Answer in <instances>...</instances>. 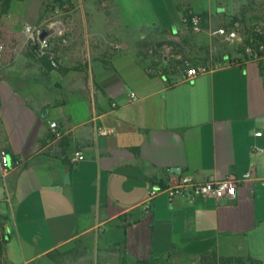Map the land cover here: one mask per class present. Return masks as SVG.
I'll return each instance as SVG.
<instances>
[{
  "label": "crops",
  "instance_id": "obj_1",
  "mask_svg": "<svg viewBox=\"0 0 264 264\" xmlns=\"http://www.w3.org/2000/svg\"><path fill=\"white\" fill-rule=\"evenodd\" d=\"M66 1L77 21L61 28L79 32L61 39L54 69L24 45L0 69V153L9 164L0 165L2 264H61L58 252L98 241L124 263L184 255L264 264V54L231 50L178 71L163 56L193 29L186 13L237 31L243 10L264 0ZM33 4L39 11L41 0ZM201 65L206 73L183 80ZM246 172L232 198L149 201L152 187L182 175L205 182Z\"/></svg>",
  "mask_w": 264,
  "mask_h": 264
},
{
  "label": "rangeland",
  "instance_id": "obj_2",
  "mask_svg": "<svg viewBox=\"0 0 264 264\" xmlns=\"http://www.w3.org/2000/svg\"><path fill=\"white\" fill-rule=\"evenodd\" d=\"M36 1L33 0L35 3ZM28 2L29 0H13L6 14H1L2 7L0 4V69L2 66L15 64V51L21 45H24L25 48L30 50V54L37 55L38 58L49 56L51 59L58 57L55 48H59L60 51L62 48L65 49L63 46L66 45H62V38L68 37L71 33L78 35L79 30L76 28L69 30L61 28L62 24L77 21L73 8L66 0H41L39 11H37L35 4H33V7L26 5ZM237 20L239 26L237 35L240 41L225 42L222 38L212 35L214 30L200 24L198 29H192L187 34L186 39L182 40L179 45L173 46L169 53V66L178 71L189 59L206 61L210 57L216 58V56L229 53L231 50L244 52L247 47L258 50L261 46H264V4L252 7L248 5L242 14L237 17ZM26 25L32 26L35 32L40 34L34 41L26 39L23 32ZM60 28L61 35L52 34L53 31H59ZM204 30L210 36L202 37L200 33ZM43 34L44 36L41 38ZM80 43H83L82 40ZM79 45L76 43L77 48ZM80 48L84 49L85 47L81 44ZM90 49L93 52L99 49V45L92 42ZM150 51L154 56V52L158 50ZM261 52L264 54V49ZM65 56L67 57L66 54ZM158 58L154 57V60H156L154 62H158ZM75 64L82 67L84 63L77 60ZM2 211L7 212L8 207L5 202L0 201V214L3 213ZM56 256L61 264H133L124 263L120 260L115 252H111L109 247H105L103 241H98L87 249L79 243H75L72 247L58 252ZM148 264L205 263L184 255H176L171 258L151 259Z\"/></svg>",
  "mask_w": 264,
  "mask_h": 264
},
{
  "label": "built area",
  "instance_id": "obj_3",
  "mask_svg": "<svg viewBox=\"0 0 264 264\" xmlns=\"http://www.w3.org/2000/svg\"><path fill=\"white\" fill-rule=\"evenodd\" d=\"M200 17L197 15L191 16L190 24L193 29H198L200 26ZM24 35L28 41H34L35 38L40 36L39 33H36L35 30L30 25L24 27ZM212 35L222 38L225 42H232L235 40L240 41L237 31L235 30H226L224 28L216 29L212 32ZM262 48L258 50L253 48H245L244 54L250 58H257L261 52ZM170 50L169 48L164 49L163 56L169 57ZM208 71V68L205 65L201 66H190L186 68L183 80L190 81L195 79L198 75L204 74ZM49 130L54 139H60L62 137V132L60 130L59 124L55 121H50L48 123ZM102 134H106L107 131L101 130ZM260 132H256L255 136H260ZM83 159L82 154L75 153L73 161H80ZM0 165L3 171H7L9 168L8 160L6 155L2 152L0 153ZM251 177L250 172H246L243 176V179L238 180L234 177H227L219 181H205L198 182L193 176L182 175L175 184L167 183L165 186L161 187H152L149 191V201L160 196L165 195L169 200L173 199L176 196L187 197L189 199H194L197 197L201 198H214V199H225L232 198L235 195L236 187L239 183L249 179ZM264 181V179H262ZM1 232V229H0Z\"/></svg>",
  "mask_w": 264,
  "mask_h": 264
},
{
  "label": "trees",
  "instance_id": "obj_4",
  "mask_svg": "<svg viewBox=\"0 0 264 264\" xmlns=\"http://www.w3.org/2000/svg\"><path fill=\"white\" fill-rule=\"evenodd\" d=\"M12 1L13 0H0V4H1V7H2L1 14H6L8 12V10L10 9V5H11ZM191 16H193V15H191L189 13L185 14L186 23H187V25L189 27L192 28V26L190 24ZM199 17H200V20H201V16H199ZM246 58H250V57L246 56ZM41 63L47 70H52V69H54L53 65H55L56 59L55 58H51L50 59L49 56H43L41 58ZM3 219L4 218L0 217V229H1V232H0V264H2L1 257H2V254H3V247H4L5 243H6V239H5L4 233H3V231H4V227L2 225V220ZM214 257H215V255H214ZM148 263H149V261L137 262V264H148ZM202 263H203V259H202Z\"/></svg>",
  "mask_w": 264,
  "mask_h": 264
},
{
  "label": "water",
  "instance_id": "obj_5",
  "mask_svg": "<svg viewBox=\"0 0 264 264\" xmlns=\"http://www.w3.org/2000/svg\"><path fill=\"white\" fill-rule=\"evenodd\" d=\"M43 36H44V34L41 36V38H42ZM68 177H69V176L67 175V176H66V179H67Z\"/></svg>",
  "mask_w": 264,
  "mask_h": 264
}]
</instances>
